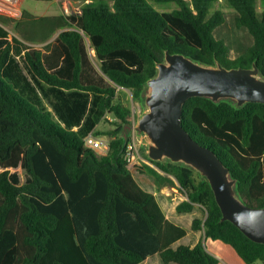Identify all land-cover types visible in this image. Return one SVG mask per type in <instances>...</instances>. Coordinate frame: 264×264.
I'll use <instances>...</instances> for the list:
<instances>
[{
  "label": "trees",
  "instance_id": "1",
  "mask_svg": "<svg viewBox=\"0 0 264 264\" xmlns=\"http://www.w3.org/2000/svg\"><path fill=\"white\" fill-rule=\"evenodd\" d=\"M219 1L153 0L176 6L164 13L148 0H100L84 5L79 16H0V264H140L157 253L165 264L219 263L201 242L172 247L187 230L166 218L129 169L132 110L117 101L116 88L142 102L167 51L207 67L257 66L264 80V0L261 12L258 0H222L253 40L235 59L214 35L225 22L215 9ZM6 26L24 41L10 40ZM32 29L42 36L34 38ZM81 31L115 86L82 81L88 56ZM57 32L59 47L44 48L50 54L23 43H46ZM60 64L56 73L47 69ZM108 115L117 119L116 128L100 132ZM182 124L228 168L235 195L247 206L264 207V104L193 97L183 105ZM90 133L109 137L106 154L85 146ZM145 159L151 164L139 170L153 177L158 191L178 184L187 193L177 213L195 206L206 213L193 220V231L231 246L246 264H264V244L222 221L204 177L182 163ZM18 167L26 173L23 184L7 170Z\"/></svg>",
  "mask_w": 264,
  "mask_h": 264
},
{
  "label": "water",
  "instance_id": "2",
  "mask_svg": "<svg viewBox=\"0 0 264 264\" xmlns=\"http://www.w3.org/2000/svg\"><path fill=\"white\" fill-rule=\"evenodd\" d=\"M257 66L252 69L198 64L183 54H165L158 74L147 83L149 113L134 129L138 137L151 143L148 158L168 159L192 167L210 184L222 213V221L237 226L249 239L264 244V207L245 205L234 192L235 182L218 155L197 143L183 127V105L193 97H207L218 102L230 99L237 106L264 104V80ZM145 135V136H144Z\"/></svg>",
  "mask_w": 264,
  "mask_h": 264
},
{
  "label": "rangeland",
  "instance_id": "3",
  "mask_svg": "<svg viewBox=\"0 0 264 264\" xmlns=\"http://www.w3.org/2000/svg\"><path fill=\"white\" fill-rule=\"evenodd\" d=\"M94 0H23L21 4V12L23 15V12L26 11L33 17H41V16H54V15H74L79 16L81 14V10L86 4L93 3ZM109 1L111 4H113V0H106ZM151 2L155 8L164 13H169L173 9L176 8L175 5H169V6H159L155 5L153 0H148ZM258 11L261 12L263 10L262 2L261 0H258L257 3ZM215 9L220 10L224 14L225 22L216 29L214 32V35L217 40L223 41L228 48L230 49V58L235 59L239 55H241L248 47L252 45V37L245 29H239L235 25V16L236 13L234 10L230 9L226 5L222 3V0H220L217 4ZM21 15V17H22ZM20 17V18H21ZM19 18V19H20ZM16 19V20H19ZM4 28V27H3ZM7 31L9 32L10 37H16L19 40L24 41L20 35L15 31L13 26H6ZM31 29V28H30ZM73 29H76V26L73 25ZM32 33V36L34 38L42 36V33L39 30L32 29L30 30ZM81 34L84 38V43L87 49V64L84 67V73H83V82L90 83V82H97L100 85L106 86H115L103 73V64L98 59L95 51V47L92 43V40L89 36L85 35L83 31H81ZM58 35L59 32L55 33L47 42L52 47H59L58 43ZM25 45L29 47H35V48H42L44 49L47 44L41 43V44H30L27 42H23ZM6 78H8L6 76ZM259 79L262 80L261 77ZM11 81L13 83H18L16 78L10 77ZM117 88V101L122 103L124 106L129 107L132 110V116L130 117L129 121L131 122V136H133V132L136 130L138 125V121L147 113H149L150 109L147 105L146 99L150 95V88H146V94L145 99L142 102L134 101L132 98V93L130 90L125 88ZM27 96V93L25 94ZM32 101H36L35 97L31 95ZM236 103V102H235ZM56 123H59L55 119ZM116 122L117 119L113 115H108L97 127V130L100 132H106L110 129L116 128ZM134 129V131H133ZM136 135L138 133L136 132ZM145 136V135H144ZM101 137H105V139L109 140V137L107 135H102ZM141 139V137H140ZM143 143L141 146L139 145V151L143 158L146 156L148 157V149L151 145L149 142V139L146 137L142 138ZM99 154L103 155L108 152L107 149H103L102 151H97ZM151 164V163H150ZM142 163H135L129 165V169L132 171L134 175H137L140 173V167ZM22 173L25 177V171L22 170ZM198 174L199 172L196 171ZM13 176L17 178V173H14ZM164 193H166L170 198H176L177 200H187V193L180 189L179 185L177 184L176 187H166L163 188ZM202 215L205 216L206 213L200 208ZM257 264H262V262H258Z\"/></svg>",
  "mask_w": 264,
  "mask_h": 264
},
{
  "label": "crops",
  "instance_id": "4",
  "mask_svg": "<svg viewBox=\"0 0 264 264\" xmlns=\"http://www.w3.org/2000/svg\"><path fill=\"white\" fill-rule=\"evenodd\" d=\"M97 1L100 0H94L93 3ZM54 16H58V15H54ZM65 16H70V15H65ZM9 39L11 40L12 37H10ZM45 44H48V42H46ZM51 50L52 49L50 50L44 49L43 53L50 54ZM61 66L62 65L60 64L58 68L53 69L52 67H47V69L51 73H56V71ZM7 170H9L11 174L17 173V179L19 184H23L25 182L26 173L24 177L22 173L23 169L21 167L7 168ZM2 171L3 169L0 167V172ZM134 177L144 190L156 196V199L160 207L162 208L166 218L172 223L180 227H183L187 230V235L172 245L174 249L178 248L181 245L195 247L198 243L201 242L205 247V249L219 260L218 264H246L231 246L218 240L215 241L206 238L204 231H193L191 229L192 222L195 218H200V219L204 218L199 206H195L194 210L190 213H177L176 207L180 202H182V200H177L176 198L175 199L170 198L166 193H164L165 192L164 189L158 191L153 177H151L148 174H143L140 172L137 175H134ZM140 264H165V263L162 261L160 255L157 253L147 257V259H145ZM169 264H176V263H169Z\"/></svg>",
  "mask_w": 264,
  "mask_h": 264
},
{
  "label": "built area",
  "instance_id": "5",
  "mask_svg": "<svg viewBox=\"0 0 264 264\" xmlns=\"http://www.w3.org/2000/svg\"><path fill=\"white\" fill-rule=\"evenodd\" d=\"M22 0H0V16H5L11 19H19L22 15L21 12ZM134 131V129H133ZM85 146L91 148L95 151H102L103 149H109V140L105 137H97L93 133L87 135L84 139ZM143 143L142 138L136 135V132H133L131 136V141L127 145L126 155L129 165L135 163H147L150 162L143 158L139 151V145Z\"/></svg>",
  "mask_w": 264,
  "mask_h": 264
}]
</instances>
